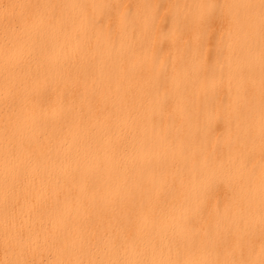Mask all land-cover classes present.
Returning <instances> with one entry per match:
<instances>
[{
	"label": "bare ground",
	"instance_id": "6f19581e",
	"mask_svg": "<svg viewBox=\"0 0 264 264\" xmlns=\"http://www.w3.org/2000/svg\"><path fill=\"white\" fill-rule=\"evenodd\" d=\"M0 264H264V0H0Z\"/></svg>",
	"mask_w": 264,
	"mask_h": 264
}]
</instances>
